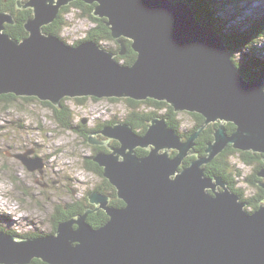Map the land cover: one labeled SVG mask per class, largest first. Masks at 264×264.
Here are the masks:
<instances>
[{"label":"water","instance_id":"water-1","mask_svg":"<svg viewBox=\"0 0 264 264\" xmlns=\"http://www.w3.org/2000/svg\"><path fill=\"white\" fill-rule=\"evenodd\" d=\"M75 1L95 5L92 16L105 19L119 56L130 43L131 65L95 42L71 46L43 33ZM16 8L31 9L32 17L19 41L3 32L14 21L0 12V96L54 107L65 98L153 100L203 124L184 141L163 117L151 119L143 135L126 123L104 127L118 147L92 161L124 206L92 192L95 208L59 223L55 234L19 239L0 231V264H264V205L249 213L221 177L205 176L204 166L229 148L264 156V80L238 72L222 36L172 0H16ZM210 125L200 156L193 149ZM87 144L105 143L90 137ZM29 154L15 158L30 172L42 168ZM256 176L264 178V168ZM99 210L108 220L94 229L87 217Z\"/></svg>","mask_w":264,"mask_h":264},{"label":"rangeland","instance_id":"rangeland-1","mask_svg":"<svg viewBox=\"0 0 264 264\" xmlns=\"http://www.w3.org/2000/svg\"><path fill=\"white\" fill-rule=\"evenodd\" d=\"M228 1L231 4L234 0ZM223 14L227 20L233 19L234 22L230 25L246 29L254 19L264 15V0H241L236 8L227 5ZM64 21L66 24L59 34L60 39L71 46L83 39L93 27L82 13L72 7L64 15ZM260 43L258 47L261 49L264 47V40ZM99 46L107 52L115 47L109 41H103ZM114 49L116 50V47ZM114 54L117 55L115 52ZM234 59L238 63L245 60L239 54H236ZM76 99H68L65 102L74 123L85 121V118L90 125L97 120L109 119L117 121L115 123H124L126 117L135 110H154L150 105H140L134 109L124 99L110 102L108 99L88 97L81 103ZM164 112L160 111L157 117H161ZM116 113L118 115H115ZM178 119L181 121V132H187L194 126L193 118L187 113L178 114ZM139 131L137 133H141ZM86 144L76 131L59 127L53 118L52 110L38 100L24 101L20 97L8 104L0 103V230L15 232L19 239L33 237L26 236L31 234H38L35 237L48 235L53 232L52 216L58 206L63 208L67 204L83 202L81 200L85 193L89 194L94 188L102 185L101 177L85 169L84 161L91 154L89 147L92 148L90 144ZM27 152L33 158L37 155L42 160L43 167L31 173L21 161L11 157ZM241 153L236 152L229 156L228 162L233 172L241 173L235 178L238 188H246V185H249L245 183V178L251 170L257 174L260 169L254 165L255 161H258L256 156L254 163L244 165ZM37 181L40 183L37 184ZM41 184H47L49 188ZM251 194V189H246L244 195L249 197ZM246 211L250 213L252 210Z\"/></svg>","mask_w":264,"mask_h":264},{"label":"trees","instance_id":"trees-1","mask_svg":"<svg viewBox=\"0 0 264 264\" xmlns=\"http://www.w3.org/2000/svg\"><path fill=\"white\" fill-rule=\"evenodd\" d=\"M175 2H183L185 3L193 12L195 19L203 26L212 28L216 31L217 34L222 36L225 41V45L231 54L232 62L237 68L238 72L245 77L247 81L252 80L254 77H259L264 80V47L261 49L258 47L261 43L260 41L264 40V15L259 18H256L249 24L246 29L236 28L233 24V19L226 18L223 14L225 7L230 6L233 8L237 7V4L241 0H234L229 4L227 0H172ZM15 6V0H9L7 4L3 5V0H0V11L2 12H10L13 11ZM70 7L74 8L76 11H79L83 14L85 18H87L91 23H93L94 27H91L89 31L86 33V37L82 40L76 41L73 45L77 46L78 44L86 41L95 42L99 45L103 41H109L116 47L110 49V52H115V60L117 63L129 66L135 60V54L132 52L130 48V43L125 42V49L128 52V57L119 56V46L116 45L117 42L112 40L110 36V31L105 26V19H97L92 16V11L95 5L88 6L80 1L72 2L69 6L61 8L59 14L56 19L50 25L43 27V33L46 35H53L60 38V32L65 26L66 22L64 21V15H66L70 9ZM16 21L18 25L16 27H5L4 33L10 36L12 39L21 40L25 36L23 33V29L21 28V18H17ZM229 24V26H227ZM24 34V35H23ZM239 54L242 59L240 63L236 62L234 56ZM20 97H15L11 94L0 96V103L8 104L13 102ZM24 101L37 100L35 98H21ZM86 98H77L78 103L85 101ZM68 99H63L60 102L59 107H54L48 102H42V104L46 107H49L52 110L53 118L57 121V124L64 128L72 127V115L70 109L65 105V102ZM110 101H121L118 99H109ZM126 100L134 109L138 108L140 105H150L154 108L153 112H144L135 110L134 113L130 114L126 117L124 123L129 124L133 130L137 133V131L144 133L147 128V123L157 117L160 111H165L161 117L166 119L167 126L171 128L178 136L188 138L193 132H195L199 126L203 124V118L197 114H189L194 120L195 125L192 129L187 132H181V121L178 119V114L173 112V109L169 107L164 102H156L153 100H146L143 102H135L129 99ZM114 122V121H113ZM117 122V121H115ZM114 122V123H115ZM213 125H210L208 128L204 130V132L199 136L198 139L201 140L200 144L196 142L197 147L194 149L200 156H203L202 150L205 149L204 141H207L212 138V128ZM137 129V130H136ZM139 129V130H138ZM137 133V134H141ZM86 141V139H85ZM138 156H144L146 154L145 151L137 150ZM236 151L232 149L225 150L221 155L213 160L211 164L205 167V176L207 177H215L219 176L223 179V181L227 184L228 189L241 196V201H245L247 206L245 210L251 209L256 211L258 207L264 203V192L257 186L255 174L248 175L245 178V183H247L252 189L255 190L254 194H252L248 198H244L243 191L237 189L236 176L241 175V173L233 172V168H230V164L228 162V157L232 156ZM174 155V154H173ZM241 160L244 164H252L254 163V157L256 154L251 155L249 152L241 153ZM194 158L191 156L187 158L183 163L184 166H187L190 161ZM257 159V156H256ZM89 170H93L99 177L103 179V184L98 187L103 194L109 195L112 198L111 206L121 208L124 206L123 202L118 200L116 197V190L112 187L107 180L103 178V171L97 164L89 163L87 166ZM233 171H232V170ZM83 204L79 202H74L72 204H68L63 208L58 206L55 209V214H53V234L57 230V226L59 223L66 221L72 217H75L79 214H83L84 208ZM250 212V213H251ZM108 218L103 212H97L94 215H89L87 217V223L97 229L103 226L107 222ZM4 231V230H0ZM6 233L13 235L16 237L15 232ZM26 236H38V234H31ZM17 238V237H16ZM22 239L33 238V237H21ZM31 264H45L39 260H33Z\"/></svg>","mask_w":264,"mask_h":264},{"label":"flooded vegetation","instance_id":"flooded-vegetation-1","mask_svg":"<svg viewBox=\"0 0 264 264\" xmlns=\"http://www.w3.org/2000/svg\"><path fill=\"white\" fill-rule=\"evenodd\" d=\"M8 1L9 0H3V5H5V4H7L8 3ZM21 2L23 3V4H25L26 2H27V0H21ZM0 12H2V11H0ZM6 13H8V14H10V15H12V17H13V21H14V24H5L4 25V30H5V27H7V26H9V27H16L17 25H18V22L16 21V19L17 18H21V28L23 29V33H25V36L23 37V39L24 38H26L27 37V33L25 32V30H24V23H25V21L27 20V19H29V18H31L32 17V12H31V9H17L16 8V0H15V6H14V8H13V11H11V13L10 12H6ZM4 32V31H3ZM24 35V34H23ZM22 39V38H21ZM123 56H126V57H128V52L125 50V55H123ZM110 101V100H109ZM110 102H115V101H110ZM115 115H118V113H116ZM85 121H81V120H79V121H76V123H74V121H73V118H72V127H71V129L72 130H74V131H76V133L78 134V136H80L81 137V139L83 140V141H85V139H86V143H87V141H88V139L90 138V137H92V138H94L97 142H101V143H105L104 145H95V146H93V145H90V146H92V148L91 147H89L90 148V151H91V154H90V156H88L87 158H85V160L86 161H84V165H85V169L86 170H88V171H92V173H95L93 170H89L88 169V167L87 166H89V163H93V164H96V163H94L93 161H92V158L95 156V155H97L98 153H110L111 152V149L112 148H114V147H117L118 146V143L116 142V141H113V140H107V138L106 137H104L103 135H102V130H103V128L104 127H107V126H112L113 124H115L114 122H113V119H109V120H106V121H100V120H97V122H95V123H93V124H89V122H88V120L85 118L84 119ZM193 122H194V125H195V120L193 119ZM58 125V124H57ZM59 126V125H58ZM60 127V126H59ZM194 127V126H193ZM192 127V128H193ZM191 128V129H192ZM142 130V129H141ZM142 134H144V133H141V135ZM181 137V136H180ZM181 139H182V141H184V140H186L184 137H181ZM197 142L200 144V142H201V140L200 139H198L197 140ZM204 144H205V147H206V141H204ZM87 145V144H86ZM197 147V145L195 146V148ZM93 150V151H92ZM204 150L205 149H203L202 150V153H203V156H204ZM193 151H194V149H193ZM35 151H33L32 153L33 154H35L34 153ZM175 152L174 151H170V154L171 155H173ZM32 154V155H33ZM235 154V153H234ZM15 156H17V154H15V155H12L11 157L12 158H14L15 160H17L16 158H15ZM35 156V155H34ZM28 157H32V156H28ZM33 158V157H32ZM35 158H38L37 157V155L35 156ZM257 160L258 161H255V163H254V165L256 166V167H258L259 169H262V168H264V156H261V155H258L257 156ZM18 161V160H17ZM243 164V163H242ZM245 165V164H244ZM250 167V166H249ZM240 170H242V169H240ZM43 172V171H42ZM41 172V173H42ZM236 172H238V171H236ZM32 173V172H31ZM33 174H36V173H33ZM44 174V173H43ZM96 174V173H95ZM252 174H255V177H256V183H257V186L259 187V184H264V178H258L257 176H256V173H254L253 172V170H251V173L249 174V175H252ZM97 175V174H96ZM98 176V175H97ZM99 177V176H98ZM101 179V178H100ZM103 182V181H102ZM40 182L39 181H37V184H39ZM103 184V183H102ZM41 185H43L45 188H49V186L47 185V184H41ZM101 185V184H100ZM99 185V186H100ZM227 185V184H226ZM237 186V189L238 190H240V191H243L244 193H243V196H244V198H248V196H245L244 194H245V191H246V189H251V191H252V194H254V192H255V190L254 189H252L250 186L248 187L247 185H246V188H243V187H241V188H238V185H236ZM228 187V186H227ZM263 192H264V190L261 188V187H259ZM92 192H97V193H99V194H101L102 196H107L108 198H109V204L111 205V202H112V198L109 196V195H105V194H103V192L100 190V189H98V186H97V188H94V190L92 191ZM92 192H90V193H92ZM89 193V192H88ZM89 193V194H90ZM89 194H84V198H83V200H81V201H83V202H79V203H81V204H83V206L82 207H85L84 208V210L85 209H94L95 207L94 206H92L91 204H89V202H88V200H87V197H88V195ZM251 194V195H252ZM237 195H239V193H237ZM250 195V196H251ZM240 196V195H239ZM249 196V197H250ZM240 198H241V196H240ZM72 204V203H71ZM264 204V203H263ZM68 205V204H67ZM120 208V207H119ZM55 212V211H54ZM98 212H103L102 210H99ZM97 213V212H96ZM95 214V213H94ZM93 214V215H94ZM103 214H105L104 212H103ZM92 215V214H91ZM106 215V214H105ZM73 218V217H72ZM52 219H53V217H52Z\"/></svg>","mask_w":264,"mask_h":264},{"label":"clouds","instance_id":"clouds-1","mask_svg":"<svg viewBox=\"0 0 264 264\" xmlns=\"http://www.w3.org/2000/svg\"><path fill=\"white\" fill-rule=\"evenodd\" d=\"M92 24H93V23H92ZM64 27H65V26H64ZM93 27H94V25H93ZM85 37H86V35H85ZM85 37H84V38H85ZM58 38H59V37H58ZM84 38H83V39H84ZM81 40H82V39H81ZM78 41H79V40H78ZM99 45H100V44H99ZM99 45H98V46H99ZM114 45H115V44H114ZM72 46H74V45H72ZM99 47H100V46H99ZM112 53H113V52H112Z\"/></svg>","mask_w":264,"mask_h":264},{"label":"bare ground","instance_id":"bare-ground-1","mask_svg":"<svg viewBox=\"0 0 264 264\" xmlns=\"http://www.w3.org/2000/svg\"><path fill=\"white\" fill-rule=\"evenodd\" d=\"M165 119V118H164ZM166 120V119H165ZM118 147V146H117ZM117 147H114V148H117ZM93 206V205H92ZM80 215V214H79ZM71 219V218H70ZM46 235V234H45ZM33 237H35V236H33Z\"/></svg>","mask_w":264,"mask_h":264}]
</instances>
